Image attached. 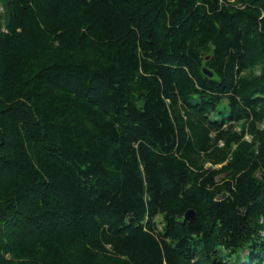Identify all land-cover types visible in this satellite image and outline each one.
Instances as JSON below:
<instances>
[{"label":"trees","instance_id":"16d2710c","mask_svg":"<svg viewBox=\"0 0 264 264\" xmlns=\"http://www.w3.org/2000/svg\"><path fill=\"white\" fill-rule=\"evenodd\" d=\"M0 264H264V0H0Z\"/></svg>","mask_w":264,"mask_h":264},{"label":"water","instance_id":"95a60500","mask_svg":"<svg viewBox=\"0 0 264 264\" xmlns=\"http://www.w3.org/2000/svg\"><path fill=\"white\" fill-rule=\"evenodd\" d=\"M205 74L212 77L213 74L205 70ZM194 219V211L189 210L188 213L186 214V220L187 221H192Z\"/></svg>","mask_w":264,"mask_h":264},{"label":"rangeland","instance_id":"374dc122","mask_svg":"<svg viewBox=\"0 0 264 264\" xmlns=\"http://www.w3.org/2000/svg\"><path fill=\"white\" fill-rule=\"evenodd\" d=\"M157 223H158L159 228L161 229L162 228V218L161 217L157 218Z\"/></svg>","mask_w":264,"mask_h":264}]
</instances>
